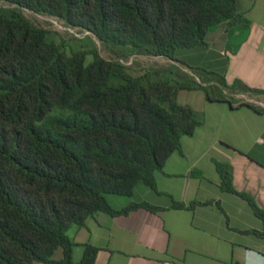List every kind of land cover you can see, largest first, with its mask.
Here are the masks:
<instances>
[{
    "label": "trees",
    "instance_id": "trees-1",
    "mask_svg": "<svg viewBox=\"0 0 264 264\" xmlns=\"http://www.w3.org/2000/svg\"><path fill=\"white\" fill-rule=\"evenodd\" d=\"M27 10L86 35L53 29ZM224 25L239 43L247 37L239 0H0V264L53 263L60 248L62 264H95L100 249L91 243L73 259L72 227L99 212L165 209L145 200L117 209L108 196L132 197L140 183L157 190L156 172L204 125L203 112L179 101L182 89L264 114L248 100L263 99L264 89L229 82L226 61L211 69L179 56L206 49ZM133 56L167 63L135 70L124 63ZM217 168L222 186L264 222V209L235 188L229 164Z\"/></svg>",
    "mask_w": 264,
    "mask_h": 264
},
{
    "label": "crops",
    "instance_id": "crops-1",
    "mask_svg": "<svg viewBox=\"0 0 264 264\" xmlns=\"http://www.w3.org/2000/svg\"><path fill=\"white\" fill-rule=\"evenodd\" d=\"M239 6L250 21L247 37L239 43L224 25L210 33L209 44L219 41L218 60L226 61L229 82L242 79L264 89V0H239ZM209 104L240 112L247 124L211 132L202 129L204 123L182 139V151L156 172L157 190L140 183L128 199L108 196L117 209L144 200L166 208H140L118 216L99 212L84 226L72 227L75 261L83 257L84 244L91 243L100 249L95 264H264V222L246 199L222 186L217 168V162L229 164L235 188L264 209V114L246 106ZM219 148L221 158L214 154ZM211 167L212 176H204ZM173 200L208 202L176 209L170 207ZM62 256L60 248L56 262L37 264H62Z\"/></svg>",
    "mask_w": 264,
    "mask_h": 264
},
{
    "label": "rangeland",
    "instance_id": "rangeland-1",
    "mask_svg": "<svg viewBox=\"0 0 264 264\" xmlns=\"http://www.w3.org/2000/svg\"><path fill=\"white\" fill-rule=\"evenodd\" d=\"M26 14L31 17L35 18L37 17L42 23L48 25L49 27L56 29L58 31H64L61 29H58L53 23H52V17H46L41 15L33 14L30 10L26 11ZM49 22V24L47 23ZM71 32V31H70ZM74 34L73 32H71ZM96 42L98 43V46L100 48L101 54L105 57L109 56L108 51L99 43V41L96 39ZM219 41L212 42V45L209 44L207 48H199L197 50H179V56H182L181 58L184 60V62H188L190 66H192L194 63L196 65L204 66L205 68H211L214 69L221 64V60H218L221 56L220 53H218ZM211 46V47H210ZM185 53V54H184ZM187 54V55H186ZM186 55V57H184ZM132 67L135 70H140L143 68L148 67L151 64L156 63H167V59L163 57H148V56H133ZM92 59V55L88 56V61ZM187 63V64H188ZM184 64L182 67L185 69V67L189 69V65ZM253 99H256L254 97H250ZM179 101L181 103H187L191 104L196 110L199 112H203L205 115V126H203L202 129H205V131H223L226 127H243L245 126L246 120L244 117L240 116V112H229V107L225 105H217V104H209L210 102L206 100L204 92L199 89H182L179 93ZM260 101L264 102V98L260 99ZM207 107V109H205ZM220 109H223L225 111V115H222L220 113ZM245 113V112H242ZM223 151L221 148L216 150L214 154L216 157L221 158ZM204 176L211 177L212 176V167L211 169L204 174ZM144 184V183H143ZM146 185V184H144ZM149 187V186H147ZM120 197L124 199H128V196L124 195H117V194H111L109 197Z\"/></svg>",
    "mask_w": 264,
    "mask_h": 264
},
{
    "label": "built area",
    "instance_id": "built-area-1",
    "mask_svg": "<svg viewBox=\"0 0 264 264\" xmlns=\"http://www.w3.org/2000/svg\"><path fill=\"white\" fill-rule=\"evenodd\" d=\"M52 23L58 28V29H61V30H69L71 32H73L76 36L78 37H83L86 35V33H82V32H79L77 31V29H73V28H70V27H67L65 26L62 22H60L59 20H57L56 18H52ZM133 62V58L129 59L128 61H124V63L130 65L132 64ZM240 96V95H239ZM244 96V95H243ZM249 101L251 102H254L256 104H259L261 106H264V102L260 101V99H253V98H248Z\"/></svg>",
    "mask_w": 264,
    "mask_h": 264
}]
</instances>
